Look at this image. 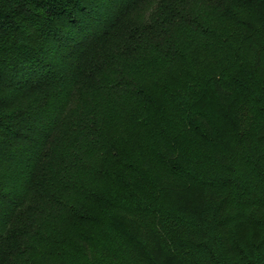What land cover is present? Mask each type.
I'll return each mask as SVG.
<instances>
[{
    "label": "trees",
    "instance_id": "16d2710c",
    "mask_svg": "<svg viewBox=\"0 0 264 264\" xmlns=\"http://www.w3.org/2000/svg\"><path fill=\"white\" fill-rule=\"evenodd\" d=\"M192 1L0 0V264H264V0Z\"/></svg>",
    "mask_w": 264,
    "mask_h": 264
},
{
    "label": "rangeland",
    "instance_id": "374dc122",
    "mask_svg": "<svg viewBox=\"0 0 264 264\" xmlns=\"http://www.w3.org/2000/svg\"><path fill=\"white\" fill-rule=\"evenodd\" d=\"M197 0H193L192 2H196ZM159 3V2H158ZM158 3H154V5H146L145 8H140L138 11L134 13V16L132 17V21L137 24H143L148 21L154 14V9L155 5ZM116 70V68H113ZM105 101L108 100V98H105V94H90L89 92L84 94V96H79L76 98L78 101L75 103L74 102V108L71 111V116L66 121L65 124V131L63 130V135L59 140L56 141V155L59 156V159L62 158H67L69 159L72 164H74L75 160H78L79 157L81 160H84L83 158V149H81L84 146V138H83V132L82 129H77L73 125L80 123L82 114L85 112L87 107H94L98 105L100 100L103 101V98ZM72 106V105H71ZM83 107H86L84 110L80 109ZM72 108V107H71ZM130 113V110H128ZM141 113H138V111H131V115L134 116L132 118H135ZM109 142L114 140L113 136L107 135L105 137ZM81 149V150H80ZM96 161L97 159L101 160V156H96L95 157ZM94 159V160H95ZM81 168V167H79ZM79 171V170H78ZM82 174V173H81ZM78 178H80V174H75ZM85 175V174H84ZM88 178L90 176H87ZM22 262V261H21ZM19 262L18 264H21Z\"/></svg>",
    "mask_w": 264,
    "mask_h": 264
}]
</instances>
